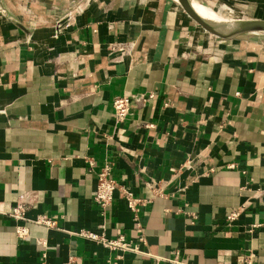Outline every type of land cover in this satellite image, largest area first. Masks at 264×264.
Returning a JSON list of instances; mask_svg holds the SVG:
<instances>
[{
    "label": "crops",
    "instance_id": "obj_1",
    "mask_svg": "<svg viewBox=\"0 0 264 264\" xmlns=\"http://www.w3.org/2000/svg\"><path fill=\"white\" fill-rule=\"evenodd\" d=\"M35 1L0 0V264H106L113 252L80 229L137 243L122 264H244L250 251L264 264V225L247 229L264 223V37H217L174 0ZM221 1L264 18V0ZM121 95L151 96L117 122ZM106 160L146 199L143 242L118 191L107 209L93 200ZM18 200L25 220L9 215Z\"/></svg>",
    "mask_w": 264,
    "mask_h": 264
},
{
    "label": "built area",
    "instance_id": "obj_2",
    "mask_svg": "<svg viewBox=\"0 0 264 264\" xmlns=\"http://www.w3.org/2000/svg\"><path fill=\"white\" fill-rule=\"evenodd\" d=\"M149 96L144 95H121L116 96L112 100V107L114 112V118L117 122L123 121L129 113L131 98L136 101L144 102ZM92 162L90 161V165ZM96 189L93 195V200L100 206L101 209H107L112 203L114 191L119 192V196L125 201L126 206L134 215V228L138 233L139 241L143 242V226L139 220L138 213L140 207L146 203V199L135 196L133 192L125 185L119 183L112 175V163L106 160L102 167L99 169L96 175ZM261 201L264 203V196L262 195ZM244 205L239 206L237 209L230 211L226 215V221L231 222L236 219L239 213L244 209ZM0 207V212H2ZM26 207L21 200H18L9 212V215L16 220H25ZM33 222L37 224H44L47 227L54 225V221L45 215L37 216ZM264 225V223H254L247 227L251 233L257 226ZM16 236L20 239L28 237V229L24 225L15 226ZM78 235L86 237L92 241H95L108 250L113 252V255L109 256L106 260V264H122L121 261L124 258L126 252L141 253L139 246L132 240H128L123 233H118L115 237H108L104 233H97L92 230L80 229L76 232ZM255 254L250 251L246 256L242 257L244 264H252ZM64 264H70L66 262ZM159 264V263H153Z\"/></svg>",
    "mask_w": 264,
    "mask_h": 264
},
{
    "label": "water",
    "instance_id": "obj_3",
    "mask_svg": "<svg viewBox=\"0 0 264 264\" xmlns=\"http://www.w3.org/2000/svg\"><path fill=\"white\" fill-rule=\"evenodd\" d=\"M179 9L185 13L188 17L191 19L197 21L200 24L203 23V19L195 12L194 8L191 5L192 0H174ZM197 2H200L206 6H209L213 9L218 8L217 5L214 3V0H208L211 2V4L205 3L203 0H194ZM226 1V0H225ZM231 8L234 10L238 11L240 14H242V17L233 19L234 20V28L231 30L224 31V33H219L218 36L222 38H243V37H248V36H257V37H264V18H253V17H248L245 16L242 12H240L238 9L235 8V6L229 2L226 1ZM216 3H218L216 1Z\"/></svg>",
    "mask_w": 264,
    "mask_h": 264
},
{
    "label": "bare ground",
    "instance_id": "obj_4",
    "mask_svg": "<svg viewBox=\"0 0 264 264\" xmlns=\"http://www.w3.org/2000/svg\"><path fill=\"white\" fill-rule=\"evenodd\" d=\"M218 8L213 9L209 6H197L194 0L191 1V5L195 12L203 19V25L199 24L205 31L217 36L219 33H224L228 29L234 28V20L236 18L242 17L233 8L227 5L224 1L214 0ZM216 1L218 3H216ZM222 38V37H220ZM225 39V38H223Z\"/></svg>",
    "mask_w": 264,
    "mask_h": 264
},
{
    "label": "rangeland",
    "instance_id": "obj_5",
    "mask_svg": "<svg viewBox=\"0 0 264 264\" xmlns=\"http://www.w3.org/2000/svg\"><path fill=\"white\" fill-rule=\"evenodd\" d=\"M26 2H27V10H28V7L32 4V3H35L36 1L35 0H26ZM0 12H3V9H2V7L0 6ZM12 12L14 13V14H16V15H20V11H17V8H16V6H14L13 7V9H12ZM200 26V25H199ZM226 39V38H225ZM227 39H229V38H227ZM216 40L217 39H215V40H213V44H211V45H203V46H201L200 48L201 49H199V50H203V51H211V50H213V48H215V49H220L221 48V44H219V47L218 46H216L217 45V43H215L216 42ZM115 48H117V49H119V50H121L123 53H125L126 51H127V49H128V47H126V44H121V43H117V44H115Z\"/></svg>",
    "mask_w": 264,
    "mask_h": 264
}]
</instances>
